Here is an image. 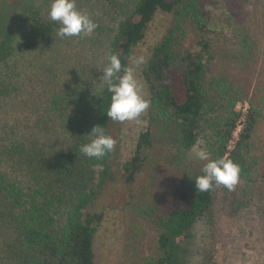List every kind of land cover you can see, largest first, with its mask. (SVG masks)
I'll use <instances>...</instances> for the list:
<instances>
[{"label":"trees","instance_id":"1","mask_svg":"<svg viewBox=\"0 0 264 264\" xmlns=\"http://www.w3.org/2000/svg\"><path fill=\"white\" fill-rule=\"evenodd\" d=\"M42 7L40 3L36 12L31 10L25 25L19 31H12L13 7L7 20L1 16L5 5L0 1V209L6 208L19 233L21 264H102L98 256L100 244L111 243L112 231L122 233L126 212L123 207L133 203V196L121 207L118 201H105L103 184L116 182L118 176L128 185L146 172L155 148L153 127L156 124L167 132L173 127L170 136L177 149H189L197 141L209 105L203 85V53L208 44L200 41L201 52L185 47L180 41L185 32L181 21H190L199 33L206 32L207 22L197 0H136L110 41L111 54L120 58L122 67L130 65L132 56L146 57L138 78L144 85L150 107L143 116L146 124L132 136L130 156L119 159L120 135L131 122L116 123L108 119L109 93L102 83L89 94L71 93V98L54 93L51 101L54 108L60 104L75 108L61 126L68 131L66 144L61 150L50 152L53 163L37 160L34 172L23 176L19 171L24 170V162L21 163L23 168L18 161L11 162L14 167L7 166L6 162L13 157L11 150H30L36 157L41 148L38 147L39 136L51 133H40L41 127L36 128L38 132L34 127L23 128L30 120L19 114L22 107L33 106L30 103L36 91L33 78L25 76L22 68L25 56L33 49L50 44L57 26L43 13L45 8ZM159 21L160 28L155 29ZM178 85L181 96L177 93ZM78 99L81 102L77 103ZM235 104V100L229 101L226 115L214 134L217 137L214 152L216 158L230 159L237 164L248 146L257 113L253 106L249 107L239 138L230 149L229 142L242 115ZM94 126L103 127L105 133L116 140L114 151L102 159L85 157L79 150L80 145L87 143L82 128ZM53 152L55 157H52ZM94 172L99 179L94 178ZM34 175L36 177L32 178ZM75 175L83 178H74ZM172 182L177 191L160 212L156 213L154 205L142 210L143 234L138 241L141 251L137 257L131 249L133 256H127L126 264H177L173 239L185 235L211 209L212 189L196 191L194 181L185 183L180 178ZM152 214L157 218L153 224H147ZM106 227L109 229L104 230ZM118 243L117 250L120 239ZM105 259L106 264L120 263L119 255Z\"/></svg>","mask_w":264,"mask_h":264},{"label":"rangeland","instance_id":"2","mask_svg":"<svg viewBox=\"0 0 264 264\" xmlns=\"http://www.w3.org/2000/svg\"><path fill=\"white\" fill-rule=\"evenodd\" d=\"M0 1L5 5L1 16L7 20L13 7L12 31H19L25 25L26 16L31 10L36 12L40 3L43 4L42 8H45L44 14H47L49 7L45 3L48 2L49 5V0ZM76 2L79 9L90 13L97 21L98 28L93 35L60 39L56 36V26L50 44L30 51V56L29 53L25 56L22 65L25 76H31L36 87L35 96L30 103H33V106L26 105L19 111L21 117L27 116L30 120V124L24 125L23 128L34 127L37 131L36 128L41 127L40 133L51 132L39 136L38 143L42 145L38 144L41 148L37 150L36 157L30 150H11L13 157L6 162L7 166L9 164V167H14L11 162L18 161L23 168L21 163L24 162V170L19 171L23 176L27 173L30 176L34 172L37 160L53 163L50 152L64 148L68 131L61 126L75 108H65L62 104L57 109L54 108L51 105L53 95L57 93L62 98H71V93L89 94L102 86L100 71L108 56L112 55L111 38L119 23L133 9L136 0ZM197 2L207 22V30L199 33L190 21L182 20L185 32L181 34L180 40L185 47L189 46L198 52L203 49L200 41L208 44L203 53V85L209 105L207 104V113L201 121L197 141L189 149H177L179 147L170 136L174 131L173 127L167 132L162 131L156 124L153 127L155 148L152 162L148 161L146 172L128 185L118 176L116 182L106 181L103 184L105 201H118L121 207L133 196V203L123 207L126 212L122 219L125 227L122 233L118 234L117 230H114L110 235L111 243L100 244L98 256L102 264L107 262L105 257L115 258L118 255L119 264H126L127 256L132 254L131 249H134V255L139 257L141 250L138 248V241L143 234L140 225L142 210L146 206L149 208L154 205L156 213L160 212L177 191L172 184L173 180L180 178L185 183H190L194 181L190 178L201 174L204 162L195 159V150L204 148L216 159L214 147L217 137L214 134L226 115L230 100H235V108L242 114L229 142L230 149L239 138L241 123L244 122L249 107L253 106L257 113L255 126L247 140L248 146L237 163L241 168L239 183L232 191L222 186L212 188L213 204L209 212L185 235L173 239L177 264H264V0ZM30 5H33L34 9ZM155 25V29H159L161 21ZM177 88L178 96H181L180 85ZM79 102L80 99L77 100V103ZM141 120L139 124L131 122L122 130L119 159L130 156L132 136L142 124H146L143 117ZM92 128L82 129L87 135ZM85 138L86 142L90 139L87 136ZM53 156L55 157L54 152ZM14 169L17 170L16 167ZM97 175L98 173L94 172L95 179H99ZM74 178L83 177L75 175ZM7 213L6 208L0 209V264H21L17 239L19 233ZM154 218H157L154 214L149 215L150 222L147 224H153ZM108 229L109 227H106L104 230ZM119 239L121 243L117 250Z\"/></svg>","mask_w":264,"mask_h":264},{"label":"clouds","instance_id":"3","mask_svg":"<svg viewBox=\"0 0 264 264\" xmlns=\"http://www.w3.org/2000/svg\"><path fill=\"white\" fill-rule=\"evenodd\" d=\"M50 21L57 25L56 36L60 39L91 37L98 28L92 15L78 8L76 0H49L47 12ZM146 63L143 55L130 57V65L123 66L120 58L113 54L108 56L105 66L100 71L109 103L106 116L113 122L141 123L147 113L150 101L144 92V85L138 78V72ZM89 141L80 145V153L88 158L102 159L114 151L116 140L107 135L100 126H94L85 135ZM195 159L203 163L201 174L195 178L196 191L205 192L213 187H224L232 191L239 183L241 168L230 159L211 157L204 148L195 150Z\"/></svg>","mask_w":264,"mask_h":264}]
</instances>
